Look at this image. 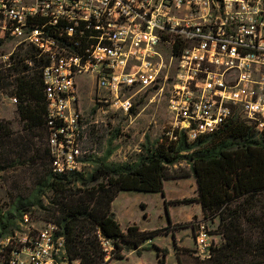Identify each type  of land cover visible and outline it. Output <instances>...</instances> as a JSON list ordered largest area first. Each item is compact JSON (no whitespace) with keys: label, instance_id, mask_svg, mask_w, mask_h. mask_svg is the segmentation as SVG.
Returning <instances> with one entry per match:
<instances>
[{"label":"built area","instance_id":"built-area-1","mask_svg":"<svg viewBox=\"0 0 264 264\" xmlns=\"http://www.w3.org/2000/svg\"><path fill=\"white\" fill-rule=\"evenodd\" d=\"M0 28L47 62L54 174L90 170L78 95L85 77L97 113H130L138 93L167 85L171 139L194 142L232 119L264 134V0H0ZM58 232L24 215L0 240V264H79ZM99 240L108 262L114 246ZM194 241L198 257L209 259L215 242L206 225Z\"/></svg>","mask_w":264,"mask_h":264},{"label":"trees","instance_id":"trees-1","mask_svg":"<svg viewBox=\"0 0 264 264\" xmlns=\"http://www.w3.org/2000/svg\"><path fill=\"white\" fill-rule=\"evenodd\" d=\"M17 59L15 66L21 69L13 68L15 73L8 75L13 77L12 81L0 76V89L12 87L10 95L17 100V116L23 131L31 137L43 131L46 148L42 154L35 149L29 160L40 161L44 175L32 196L17 198L10 210L0 215V240L17 230V222L35 206H42L41 195L51 192L55 200L46 209L43 222L58 227L71 262L109 264L122 260L123 253L129 250L140 256L144 243L169 234L172 227L142 231L132 225L122 232L112 212V202L120 192L163 194L164 180L193 176L197 197L175 204L199 203L203 223L216 226L210 234L219 236L221 242L212 246L207 261L193 256L180 259L191 254L177 249L179 264H264V134L259 136L253 127L232 119L219 131L194 142H188L184 135H175L176 139L163 136L132 162L109 163V152L102 160L93 161V167L85 174L57 175L52 171L48 144L51 129L42 81L47 62L30 47ZM10 135L8 123L0 121L1 148L6 147ZM3 155V160H7V155ZM183 162L189 166L188 171L173 169ZM99 235L114 246L108 262L104 260ZM156 252L157 264H165L168 251L156 248Z\"/></svg>","mask_w":264,"mask_h":264},{"label":"rangeland","instance_id":"rangeland-1","mask_svg":"<svg viewBox=\"0 0 264 264\" xmlns=\"http://www.w3.org/2000/svg\"><path fill=\"white\" fill-rule=\"evenodd\" d=\"M28 50L29 47L25 45H16L0 28V76L4 77L5 81L13 80V77L8 78V75L15 73L13 68L21 69V66H15L17 64L15 60H18V55L23 56ZM29 63H27L29 67H33L32 62L29 61ZM80 80H88L79 87L78 95L80 109L87 118L84 137L85 149L91 154L88 159L90 169L93 167V161L102 160L109 152V163L132 162L144 148L155 145L171 130L172 116L167 109V85L163 87V90L149 89L138 93L133 98L131 113H121L108 108L106 113H97L94 84L86 77ZM11 89L12 87L0 89V121L7 122L11 132L6 147L4 149L0 147V215L8 212L17 198L28 199L32 196L35 189L40 188L41 178L44 175L40 161L32 163L29 158L34 155L35 149L43 153L46 148V137L43 131H39L36 137H31L28 132L22 130V124L17 116V104L13 105L9 101L13 97L10 95ZM3 154H6L8 158L5 161ZM179 169L185 170V164ZM87 172L89 171L85 173ZM179 190L176 187L175 194ZM58 198L60 199L59 196ZM53 200L55 197L51 192L41 195L39 202L42 206H35L28 214L35 227H41L47 213L46 209ZM136 201L131 200L126 209L128 213L141 221L138 218L141 212L140 204H136ZM149 213L151 218L149 225L157 227L160 220L153 201L150 203ZM129 216L131 217L130 214ZM19 223L20 221L17 225ZM206 226L209 233L216 227L210 223ZM217 243H220L219 240ZM197 258L202 260L200 257ZM117 264H134V262L130 260ZM171 264L175 263L171 262Z\"/></svg>","mask_w":264,"mask_h":264},{"label":"crops","instance_id":"crops-1","mask_svg":"<svg viewBox=\"0 0 264 264\" xmlns=\"http://www.w3.org/2000/svg\"><path fill=\"white\" fill-rule=\"evenodd\" d=\"M183 164H185V171H188L189 166L184 162L174 166L173 169H178ZM176 187L180 190L175 194ZM196 197L197 184L193 176L164 180L163 194L120 192L112 202L111 208L122 232L132 225H137L142 231H151L167 227L172 228L169 234L157 236L155 239L144 243L141 247L140 256L136 254L135 250L125 251L122 260H112L109 264H117L118 262L126 263L130 260L134 264H157L158 255L156 248L166 249L168 251L165 264H171V262L179 264L177 249L188 250L191 254L181 256L180 259L188 260L190 256L197 258L194 235L200 225H207L203 223V210L197 202L175 204L177 201L181 202L183 200L195 199ZM131 200H137L135 203L140 204L141 212L138 218L141 221L137 220L136 216L134 217L131 213L127 212L126 206ZM151 201L154 202L157 213L159 214L158 218L160 221L157 227H151L149 225L151 220L149 213ZM180 226L181 228H176ZM212 237L215 243H217V240L221 242L219 236L212 235Z\"/></svg>","mask_w":264,"mask_h":264}]
</instances>
